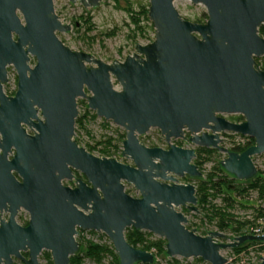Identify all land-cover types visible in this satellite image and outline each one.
Returning <instances> with one entry per match:
<instances>
[{"label": "water", "instance_id": "obj_1", "mask_svg": "<svg viewBox=\"0 0 264 264\" xmlns=\"http://www.w3.org/2000/svg\"><path fill=\"white\" fill-rule=\"evenodd\" d=\"M67 1L85 8L100 2ZM174 1L148 0L153 40L106 63L59 39L71 25L59 19L53 0H0V211L9 213L0 219V264L14 258L42 264L43 250L52 264H69L81 247L77 228L103 232L118 264H153L156 258L127 242L130 227L165 239L168 257L209 264H232L223 249L264 242V234L223 242L221 232L202 236L186 227V215L176 209L199 213L198 199L195 185L178 179H201L203 172L192 162L194 148L171 143L186 130L193 145L224 153L218 163L230 177L256 176L253 157L264 153V70L255 61L264 56L258 32L264 0H189L205 7L204 23L182 18ZM8 66L17 77L13 95L3 89ZM78 98L125 130L121 155L131 163L78 146ZM224 114L243 118L233 122ZM151 128L166 148L140 142ZM221 132L248 136L253 144L241 152L225 148ZM73 171L85 181L63 185Z\"/></svg>", "mask_w": 264, "mask_h": 264}, {"label": "rangeland", "instance_id": "obj_2", "mask_svg": "<svg viewBox=\"0 0 264 264\" xmlns=\"http://www.w3.org/2000/svg\"><path fill=\"white\" fill-rule=\"evenodd\" d=\"M116 1L117 0H100L99 5L85 8L79 2L70 3L67 0H53L54 11L59 19L63 23L71 25L69 31L57 34L59 39L70 49L89 52L97 59L106 63H110L112 59L122 61L127 54L130 55L135 52V43L144 45L151 42L154 38V27L152 23L149 20L148 22L142 21L141 24L145 26V32L142 33L130 24L129 16L126 10L123 9V7L130 6L135 12H139L141 6L148 4V0H118V3ZM174 7L181 17L188 21L204 23L207 18L206 9L201 4H193L189 0H176L174 1ZM149 24H151V28ZM33 63L34 59L32 58L30 64L32 65ZM7 77L8 81L3 89L7 95H13L11 93L16 89L17 77L12 66L7 67ZM112 82L114 87L118 89L119 84L115 80ZM77 109V117L81 116L82 123L81 127L76 128L75 126V138L84 145L87 143L92 144L93 140L112 138V144L117 146L113 154L131 163L130 159L122 157L121 155L122 142L120 139L124 135L125 130L111 121L96 116L92 110L87 108L86 101L83 98L77 99ZM221 116L229 120V117L233 115L224 114ZM227 135H229L230 138H235L231 132L223 133L224 138L228 137ZM139 140L146 146L156 144V146L162 148L167 147L164 137L157 128L149 129L143 136H139ZM171 143L177 145V140L172 139ZM178 145L182 147L185 146L184 143ZM221 146L228 148L230 142L225 141ZM95 152L98 151L95 150ZM206 155V152H202L199 155V160L202 161L201 168L199 169L203 172L201 180L205 179L208 173L213 172V169L222 155L225 156L222 152H213L208 157ZM194 159L195 157L192 159V162ZM253 159L256 164L257 175L261 172L260 177L264 180V153L254 156ZM199 180L200 179H189L187 177L179 178L181 183L192 182L194 185H196ZM64 182L66 185H74L73 181ZM248 182L247 180L236 179H232V181L229 182L232 190L230 194L234 198L233 206L229 208V212L234 215L235 220L246 222L245 225L239 229V233L244 229H249L257 225L260 214H264V197H258L256 191L248 190L242 195H238L233 191L236 188L240 189L247 186ZM213 202L217 205H223L220 196L216 197ZM197 208L199 213L188 212L183 207H178L176 209L186 215L187 222L185 225L193 227L190 229H195L197 234L200 235L204 233L202 236H205L209 231H218L225 235V238L222 239L223 242H228L230 240L229 238L235 237V235L239 236L231 229L220 231L215 221L210 222L203 217L198 203ZM76 237L81 242L78 254V256L81 257V264H111V258L107 255L104 256L101 261L83 256V252L85 251L83 239L91 240L98 244L110 243L108 237L103 232L80 230ZM149 238L154 239L158 238V236L152 234ZM46 252L48 253V251L43 250L40 253L38 256L39 261L42 264H52L51 256L49 253V256L46 255ZM150 252L155 254L154 250H150ZM220 253L232 264H257L259 263V258L264 256V242L243 244L241 248L236 251L233 250V248H228L221 250ZM238 254L240 257L237 256ZM155 255L156 258L153 264H209L200 258L168 257L164 252ZM238 258L240 259L239 261L243 262L237 263ZM228 259H231V261ZM13 264L23 263L19 259H14Z\"/></svg>", "mask_w": 264, "mask_h": 264}, {"label": "trees", "instance_id": "obj_3", "mask_svg": "<svg viewBox=\"0 0 264 264\" xmlns=\"http://www.w3.org/2000/svg\"><path fill=\"white\" fill-rule=\"evenodd\" d=\"M119 2L118 0L116 1ZM148 5L146 4L144 6H141V10L139 12H135L130 6L129 7H123L124 10H126L129 19L130 24L133 25L135 29H138L140 32H145V26L141 24L142 21L148 22ZM89 23V20H88ZM91 24V23H90ZM149 27L151 28V24H149ZM259 35L264 38V25H261L258 29ZM257 65L260 69L264 70V56L260 58L255 59ZM14 93V92H13ZM11 93V94H13ZM230 121L233 122H239L242 120L241 115H233L229 117ZM82 119L81 116L77 117L75 120V126L76 128L81 127ZM125 138V132L124 135L121 137L120 141L122 142ZM113 139L107 138V139H99V140H93L92 144L87 143L84 148L90 152L93 153L95 150L99 152V156L102 157H108L112 156L113 151H116L117 146L115 144H112ZM253 144V139L248 137V141L244 145H235L229 147V149L241 152L244 149H246L248 146ZM148 146H156V144H150ZM202 152H206V156L208 157L211 153L214 152L213 149L210 148H198L197 149V155L195 159L193 160V163H195L199 168H201L202 161L199 160V155ZM261 172L256 174L253 178L247 180L248 185L240 188V189H234L238 195H242L243 193L247 192L248 190H254L257 192L258 197H264V180L260 177ZM232 177H230L225 171L220 167L219 163L216 164L215 168L213 169V172L208 173L206 175V178L203 180L197 181L195 187H196V196L198 199V207L200 209V212L202 213L203 217L206 218L208 221L212 222L215 221V224L217 228L222 231L224 229H231L236 234H239V229L245 225V221L240 222L235 220L234 215L229 212V208L233 206L234 198L230 194L231 186L229 185V182L232 181ZM128 193V191H126ZM223 201V205H217L213 202V200L216 197H219ZM262 213L260 214V216ZM187 228H193L186 226ZM238 232V233H237ZM243 231H240V234H242ZM204 234V233H203ZM200 234V235H203ZM152 236V233L148 231L143 230H136L132 227L126 228L125 230V238L129 244H131L133 247L150 251L154 250L155 254H161L164 252L165 254V239L163 238H154L150 239L149 237ZM84 242L85 251L83 252V256L93 258L96 260L101 261L104 256H109L111 258V264H118V259L116 257V254L114 253L113 247L111 243L109 244H98L91 240H82ZM262 243L260 241H246L243 244H257ZM242 244V245H243ZM239 247L233 248V250H238L241 248ZM49 253V252H48ZM46 252V255L49 256ZM79 254V253H78ZM78 254L70 256L69 264H81V257L78 256Z\"/></svg>", "mask_w": 264, "mask_h": 264}, {"label": "built area", "instance_id": "obj_4", "mask_svg": "<svg viewBox=\"0 0 264 264\" xmlns=\"http://www.w3.org/2000/svg\"><path fill=\"white\" fill-rule=\"evenodd\" d=\"M223 133L224 132L220 133V138L222 140V143H220V145L225 143V141H229L230 142L229 147H231V146H235V145H244L248 141V136L233 133V135L236 139L230 138L229 135H227L228 137L224 138ZM243 234H252V235H257V236L263 235L264 234V214L262 216H260V218L258 219L257 225L250 227L249 229H244L242 234L239 233L237 235H243ZM229 241H231V240H229ZM237 256L240 257L239 254ZM261 257H263V256H261ZM261 257L259 258V262L261 260ZM228 260L231 261V259H228ZM235 260H236V258H235ZM239 260L240 259L238 258L237 263L243 262V261H239ZM257 264H259V263H257Z\"/></svg>", "mask_w": 264, "mask_h": 264}, {"label": "flooded vegetation", "instance_id": "obj_5", "mask_svg": "<svg viewBox=\"0 0 264 264\" xmlns=\"http://www.w3.org/2000/svg\"><path fill=\"white\" fill-rule=\"evenodd\" d=\"M27 133H29V134H32L33 132H32V130H30V129H27ZM190 136V133L188 132V131H186L185 130V132H184V138H178V139H176L177 140V145L178 144H182V143H184L185 144V146L184 147H186V148H194L195 149V153L197 154V149L198 148H201V147H197V146H195V145H193L190 141H188V137ZM74 139L76 140V142H77V144H78V146H81V145H79V143H78V140L75 138V135H74ZM221 139V138H220ZM175 140V139H174ZM220 143H222V140H221V142ZM178 146H180V145H178ZM82 147H84V146H82ZM210 149H213V148H210ZM214 150V149H213ZM215 153H216V150L214 151ZM93 154V153H92ZM95 155V154H94ZM97 156V155H96ZM195 157H196V155H195ZM8 158H10V155H9V157ZM188 178V177H187ZM76 179H81V180H83V181H85V177L81 174V173H79V172H77V171H73V179L72 180H63L62 181V184L63 185H66L65 183H64V181H73L74 182V185L73 186H69V187H71V188H73L74 186H75V180ZM189 179H191V178H189ZM178 182H180L179 181V179H178ZM181 183V182H180ZM192 183V182H191ZM66 186H68V185H66ZM184 208V207H183ZM21 211V210H20ZM19 211V212H20ZM18 212V213H19ZM3 214H6V217H2V215ZM18 215V214H17ZM8 216H9V213L8 212H5V211H0V219H8ZM17 217V216H16ZM28 221V220H27ZM27 221L26 222H24L23 224H20V225H23V226H25L26 224H27ZM77 230H78V233H79V231H80V229H78L77 228ZM82 231V230H81ZM22 255H23V257H27V252H22ZM15 259V258H14ZM21 261V260H20ZM14 262V261H13ZM22 262V261H21ZM23 263V262H22Z\"/></svg>", "mask_w": 264, "mask_h": 264}]
</instances>
